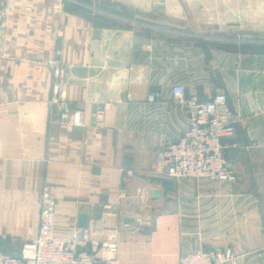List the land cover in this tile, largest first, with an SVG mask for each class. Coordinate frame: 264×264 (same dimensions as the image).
<instances>
[{
	"label": "crops",
	"instance_id": "obj_1",
	"mask_svg": "<svg viewBox=\"0 0 264 264\" xmlns=\"http://www.w3.org/2000/svg\"><path fill=\"white\" fill-rule=\"evenodd\" d=\"M52 4L0 0V247L20 254L36 236L48 186L55 233L68 236L85 212L94 236L118 242L119 264L225 247L239 264H264V0H67L58 13ZM54 57L80 125L49 104ZM175 83L201 99L228 95L235 181L183 177L153 194L162 184L152 178L166 176L156 154L189 120ZM110 256L101 251L98 264Z\"/></svg>",
	"mask_w": 264,
	"mask_h": 264
},
{
	"label": "built area",
	"instance_id": "obj_2",
	"mask_svg": "<svg viewBox=\"0 0 264 264\" xmlns=\"http://www.w3.org/2000/svg\"><path fill=\"white\" fill-rule=\"evenodd\" d=\"M67 0H53L54 12H60ZM61 35V30H58ZM53 71L52 94L49 104L58 112L60 120L72 125L82 124V110L74 108L64 93V64L58 57L51 58ZM173 99L182 104L189 114L187 127L175 139L166 143L156 154L155 161L166 176L207 178L216 182H232L237 173L227 156L234 146L232 138L236 132V119L229 106L228 95L216 92L207 99L197 94L186 95L185 88L175 83L171 89ZM159 94L150 92L147 103L158 101ZM110 103L99 105L95 110L94 122L105 125L106 111ZM127 175H134L128 171ZM121 196L127 195L122 186ZM40 219L38 232L25 243L20 254H12L0 247V264H98L101 251L111 253L108 264H119L117 241L101 240L86 227L74 228L68 236L55 233L57 200L50 188L45 186L39 197ZM264 252V245L262 246ZM176 264H239L231 247L201 248L180 254Z\"/></svg>",
	"mask_w": 264,
	"mask_h": 264
},
{
	"label": "water",
	"instance_id": "obj_3",
	"mask_svg": "<svg viewBox=\"0 0 264 264\" xmlns=\"http://www.w3.org/2000/svg\"><path fill=\"white\" fill-rule=\"evenodd\" d=\"M152 179L159 180L162 184V189L154 190V195L167 196L170 190H173L176 185L174 178L168 176H154ZM78 225L80 227H87L88 225V214L85 212H80L78 215Z\"/></svg>",
	"mask_w": 264,
	"mask_h": 264
}]
</instances>
